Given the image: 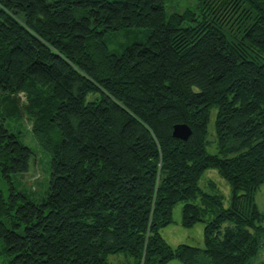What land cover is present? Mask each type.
<instances>
[{"label":"trees","instance_id":"16d2710c","mask_svg":"<svg viewBox=\"0 0 264 264\" xmlns=\"http://www.w3.org/2000/svg\"><path fill=\"white\" fill-rule=\"evenodd\" d=\"M196 9L167 18L165 0H0V172H25L32 153L7 119L29 121L51 159L41 203L0 192L1 264H253L264 0ZM137 26L144 42L109 51L106 33ZM211 107L222 155L205 150ZM175 123L190 127L186 141ZM209 167L232 187L231 207L198 185ZM178 201L182 226L204 222L202 247L162 237ZM115 253L124 259L107 261Z\"/></svg>","mask_w":264,"mask_h":264},{"label":"rangeland","instance_id":"374dc122","mask_svg":"<svg viewBox=\"0 0 264 264\" xmlns=\"http://www.w3.org/2000/svg\"><path fill=\"white\" fill-rule=\"evenodd\" d=\"M198 0H165V13L167 18L172 14H180L186 8H191L197 11L196 6ZM183 26H188L189 22H181ZM148 29L145 27H126L106 33V45L112 53H121L127 45L132 43L144 42L147 38ZM228 37L230 35L227 33ZM99 95L98 92L90 93L86 96L85 101L92 100ZM217 108L211 107L208 116L207 134L205 140L206 152L222 155L218 151L215 130V117ZM5 127L13 131L17 138L26 144L32 151L30 162L25 172H15L10 177L3 176L0 172V192L3 194L4 199L10 201L12 193H21L34 203H41L47 196L49 177H50V156L47 151L42 149L39 145L37 138H35L31 131V125L26 119H7L5 120ZM198 185L201 190L210 194H217L220 196L224 208L231 207L232 202V187L227 183L215 168L209 167L204 170L198 180ZM17 202H22L21 197L17 196ZM200 196L194 202L199 203ZM183 201H178L173 205L172 219L173 221L166 227H162L161 235L168 244L175 247L180 243L188 245H195L202 247L203 239V225L204 222L200 221L194 225L186 228L181 224V216L183 211ZM253 204H256L260 213L264 214V182L254 192ZM5 223L11 225L5 220ZM261 250L256 256L253 257V264H261L264 262V239L261 243ZM3 256L0 254V264L3 261ZM124 259L123 253L109 254L107 261L116 263V261ZM168 264H183L177 260H170Z\"/></svg>","mask_w":264,"mask_h":264},{"label":"water","instance_id":"95a60500","mask_svg":"<svg viewBox=\"0 0 264 264\" xmlns=\"http://www.w3.org/2000/svg\"><path fill=\"white\" fill-rule=\"evenodd\" d=\"M172 136L175 138H179L183 141L191 135L192 131L190 127L185 123H175L172 127Z\"/></svg>","mask_w":264,"mask_h":264}]
</instances>
